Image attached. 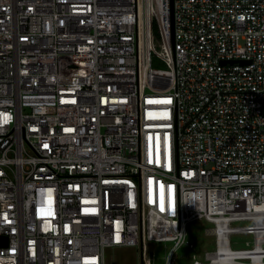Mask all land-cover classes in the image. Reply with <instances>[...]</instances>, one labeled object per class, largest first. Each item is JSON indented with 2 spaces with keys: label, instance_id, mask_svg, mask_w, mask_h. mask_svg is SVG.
I'll return each mask as SVG.
<instances>
[{
  "label": "built area",
  "instance_id": "obj_1",
  "mask_svg": "<svg viewBox=\"0 0 264 264\" xmlns=\"http://www.w3.org/2000/svg\"><path fill=\"white\" fill-rule=\"evenodd\" d=\"M197 219L192 264H264V0H0V264H179Z\"/></svg>",
  "mask_w": 264,
  "mask_h": 264
},
{
  "label": "rangeland",
  "instance_id": "obj_2",
  "mask_svg": "<svg viewBox=\"0 0 264 264\" xmlns=\"http://www.w3.org/2000/svg\"><path fill=\"white\" fill-rule=\"evenodd\" d=\"M154 65L164 67L165 65L155 60ZM212 224L205 219H197L188 224V240L195 244V248L189 245H183L177 250L179 264H192L193 254L196 253L200 259L204 260L205 251L215 249V238L205 234V229ZM241 236H232L234 247H242L245 245L244 239ZM237 241V242H236ZM172 243H167L170 246ZM157 252V257L163 259L166 254V244H154ZM107 257L111 264H141V255L135 249L115 248L107 250Z\"/></svg>",
  "mask_w": 264,
  "mask_h": 264
},
{
  "label": "water",
  "instance_id": "obj_3",
  "mask_svg": "<svg viewBox=\"0 0 264 264\" xmlns=\"http://www.w3.org/2000/svg\"><path fill=\"white\" fill-rule=\"evenodd\" d=\"M4 244L6 243V241L3 242Z\"/></svg>",
  "mask_w": 264,
  "mask_h": 264
}]
</instances>
